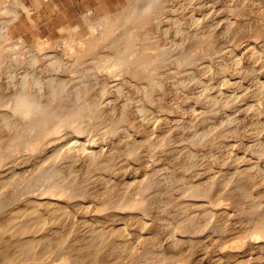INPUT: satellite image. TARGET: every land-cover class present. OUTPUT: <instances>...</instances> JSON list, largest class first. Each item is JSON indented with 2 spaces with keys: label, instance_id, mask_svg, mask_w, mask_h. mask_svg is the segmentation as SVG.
Returning <instances> with one entry per match:
<instances>
[{
  "label": "rangeland",
  "instance_id": "374dc122",
  "mask_svg": "<svg viewBox=\"0 0 264 264\" xmlns=\"http://www.w3.org/2000/svg\"><path fill=\"white\" fill-rule=\"evenodd\" d=\"M25 1L35 10L34 23L23 13L21 22L12 25L11 30H14V40L19 35L24 37L27 48L32 47L37 36L46 42L59 40L67 34L64 26L68 24L78 25L79 33L86 34L88 28L83 23L84 14L89 11L95 16L115 13L128 2L39 0L42 4L39 5L36 0ZM153 21L148 30L162 46L189 47L196 34L197 37L206 35L212 45L207 56L193 64L184 66L173 60L162 65L159 68L162 84L154 87L151 99L147 98L142 87L138 90L130 83H126L120 92L114 84L123 79L122 74L107 78L110 87L102 94L104 74L97 75L95 67L103 61L102 54L109 49L99 50L87 60L85 58L81 65L92 69L84 77L80 72L71 70L73 58L60 56L62 45L44 47L38 53L42 54L38 63H33L30 52H26L25 62L14 66L15 82L27 71L41 77H65L68 87L62 97L68 101V107L75 106L79 97L86 95L102 99L101 112L105 123L98 125L99 137L91 144L98 149L104 146L103 155H113L112 168L107 174L118 185H128L127 191L131 195L137 193L141 178L153 174L157 181L161 180V185H158L160 203L169 204L162 202L164 205H157L160 210L154 208L151 216L155 217L153 224L146 229L130 221L133 231L151 233L158 245L178 257L185 254V260L180 259L177 263L264 264L262 241L245 237L247 245L244 243L241 248L235 246L239 249L234 247L239 237L247 236L258 211L264 212V0H167L163 14ZM57 56L62 61L53 64L52 60ZM5 75L3 88L11 94L13 88L9 87ZM119 118L124 119V128L118 131L119 134L113 133L106 127V122ZM129 144L135 148L133 153L128 152ZM52 149L53 146L49 145L45 151L50 153ZM83 159L79 157L65 168V172L76 170L81 177L94 173L95 166H89ZM37 163V159L18 163L20 175L29 177L20 187L33 180ZM91 184L94 188L102 185L101 181H92ZM223 193L227 195L223 196ZM223 207L232 211L224 212ZM210 208L216 209L217 213L207 215ZM162 209L165 212L161 213ZM75 210L79 217L87 215L84 209ZM160 214L176 222L189 218L188 221L195 225L190 224L193 226L190 235L199 226L195 228L198 232L191 236V241L187 238L174 243L170 230L166 229L169 227H165ZM111 221L121 224V219L117 217ZM65 224L68 228L69 223ZM232 241H235L234 244ZM231 245L235 250L229 248Z\"/></svg>",
  "mask_w": 264,
  "mask_h": 264
},
{
  "label": "bare ground",
  "instance_id": "6f19581e",
  "mask_svg": "<svg viewBox=\"0 0 264 264\" xmlns=\"http://www.w3.org/2000/svg\"><path fill=\"white\" fill-rule=\"evenodd\" d=\"M166 6L167 0H128L115 13L95 16L86 10L88 13L83 15V23L88 28L86 34L79 33L78 25L68 24L64 26L67 34L59 40L46 42L37 36L32 47L27 48L22 35L14 40L11 26L21 22L23 13L34 23V8L25 0H0V264H175L183 259L185 254L178 257L176 253L169 252L157 244L151 233L133 231L129 226L130 221L136 222L141 229L153 224V210L160 206L161 201L158 189L161 180L157 181L153 174H146L141 178L138 191L135 190L137 193L131 195L127 191L128 185H118L107 174L112 168L113 155L105 156L104 146L98 149L91 144L99 137L98 125L105 123L102 120V99L86 95L79 97L73 106L75 108L69 106L73 109H67L68 101L62 97L68 87L67 78L41 77L27 71L15 82L14 76V66L25 62L26 52H30L31 61L35 63L42 55H38L39 51L46 46L62 45L60 56L73 58L71 70L80 72L81 77L92 69L81 65L85 58L87 60L99 50L109 49L102 54L103 61L95 64L97 75L104 74L105 78L102 94L110 87L107 78L122 74L123 79L114 84L120 92L126 83H130L138 90L142 87L147 98L151 99L154 87L162 84L159 77L162 65L174 60L188 66L207 56L211 50L209 38L206 35L197 37L198 34L186 48L159 44L149 32L148 25L163 14ZM61 57H55L52 63H60ZM4 73L9 87L13 88L11 94L4 91ZM123 121L119 118L106 122V127L117 133L124 128ZM14 126L17 128L15 131ZM83 133H86L85 137ZM49 145L53 146L50 153L45 151ZM127 149L133 153L135 148L129 144ZM79 157L87 160L89 166H95L94 173L81 177L76 170L65 172V168ZM31 159L39 161L37 171L26 188H22L20 186L29 177L26 179L20 175L18 163ZM92 181H101L102 185L94 188ZM25 194L28 196L23 197ZM229 207L222 210L229 212ZM75 208L86 210L87 215L79 217ZM215 210L210 208L207 215L217 213ZM257 214L247 236H238L235 244L232 241L234 247L244 246L245 237L260 240L264 245V212L259 210ZM116 217L121 219L120 225L111 221ZM161 219L165 227L168 225L169 229H166L170 230L174 243L187 238L191 241V236L198 232H195V227L190 235L193 226L189 218L177 222L163 216ZM66 222L69 223L68 228L65 227ZM234 247L231 245L229 248Z\"/></svg>",
  "mask_w": 264,
  "mask_h": 264
}]
</instances>
